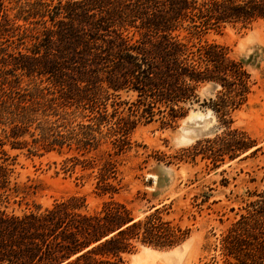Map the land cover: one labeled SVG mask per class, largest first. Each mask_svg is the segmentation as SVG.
Wrapping results in <instances>:
<instances>
[{
  "label": "trees",
  "instance_id": "1",
  "mask_svg": "<svg viewBox=\"0 0 264 264\" xmlns=\"http://www.w3.org/2000/svg\"><path fill=\"white\" fill-rule=\"evenodd\" d=\"M259 20L264 0H0V146L52 151L69 137L51 140L49 132L73 118L89 121L81 127L90 139L84 145L106 127L119 150L139 123L172 125L196 105L226 122L247 102L250 75L226 48L200 38L222 24ZM203 85L215 90L208 101L198 95ZM217 142L218 156L230 160L255 147L238 130ZM109 171L105 162L102 194L116 192ZM12 175L2 160L0 264H123L136 242L172 247L184 238L159 209L139 220L117 202L87 213L83 197L7 212L12 199L35 193ZM252 196L219 239L221 264H264V184Z\"/></svg>",
  "mask_w": 264,
  "mask_h": 264
},
{
  "label": "rangeland",
  "instance_id": "2",
  "mask_svg": "<svg viewBox=\"0 0 264 264\" xmlns=\"http://www.w3.org/2000/svg\"><path fill=\"white\" fill-rule=\"evenodd\" d=\"M200 42L223 46L231 58L245 63L250 75L247 102L226 122L210 108L196 105L172 125L157 118L148 124L139 123L119 150L114 138L106 134V127L90 146L84 145L90 139L81 128L89 124L87 118L60 120L49 134L51 140L60 141L57 134L67 135L69 141L62 147L44 151L31 146L12 149L8 143L0 146V162L11 164L12 181L19 187L31 186L35 192L23 201L12 199L6 211L21 213L36 205L50 207L72 196L85 199L83 211L87 213L117 202L139 220L159 209L164 222L184 231L183 240L172 247L136 242L122 256L123 264H221L220 237L264 184V21L222 24L207 31ZM214 94L209 85L198 90L201 101H208ZM122 98L133 99L126 95ZM56 119L48 117L51 122ZM234 130L254 140L255 147L234 160L218 156L222 144L217 138ZM39 133L36 130L34 137L39 138ZM25 139L31 142L32 138ZM214 158L218 159L217 168L212 164ZM105 162L110 169L106 182L115 186L114 193L102 194L99 189Z\"/></svg>",
  "mask_w": 264,
  "mask_h": 264
},
{
  "label": "bare ground",
  "instance_id": "3",
  "mask_svg": "<svg viewBox=\"0 0 264 264\" xmlns=\"http://www.w3.org/2000/svg\"><path fill=\"white\" fill-rule=\"evenodd\" d=\"M189 118V117H188ZM201 118V117H200ZM188 120V119H187Z\"/></svg>",
  "mask_w": 264,
  "mask_h": 264
}]
</instances>
